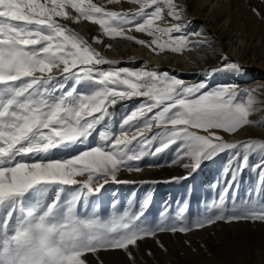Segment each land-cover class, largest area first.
Wrapping results in <instances>:
<instances>
[{
  "label": "snow or ice",
  "instance_id": "1",
  "mask_svg": "<svg viewBox=\"0 0 264 264\" xmlns=\"http://www.w3.org/2000/svg\"><path fill=\"white\" fill-rule=\"evenodd\" d=\"M123 2L0 0V264H90V257L104 264L100 254L117 250L136 264L134 252L148 238L167 252L161 233L188 235L218 222L264 223V200L227 199L249 167L258 171L264 192V135L229 139L250 126L264 127L250 118L264 110V86L187 83L148 65L119 66L94 44L121 39L155 55L212 47L207 39H191L204 33L189 31L180 0L109 7ZM84 22L99 27L92 42L73 27ZM220 59L225 63L212 73L241 71L226 53ZM133 99L140 103L117 119L115 106ZM173 146L170 163L186 170L172 177L176 182L229 154L221 193L203 214L187 218L182 209L174 218L161 214L149 222L150 195L136 210L113 202L110 212L101 211L97 201L106 185L135 183L119 179L121 171L163 167L141 162Z\"/></svg>",
  "mask_w": 264,
  "mask_h": 264
},
{
  "label": "rangeland",
  "instance_id": "2",
  "mask_svg": "<svg viewBox=\"0 0 264 264\" xmlns=\"http://www.w3.org/2000/svg\"><path fill=\"white\" fill-rule=\"evenodd\" d=\"M240 1L246 2V5L248 4L251 15L259 19V22L262 23L261 25L264 26V0ZM193 19V17L185 15V21L187 22L189 31L198 32L199 28L195 26L197 22H194ZM91 25L92 24L89 22H84L80 25H73V27L81 32L89 42H92L88 30V26ZM201 32L204 33L203 36H193L191 39H207L214 44V48L217 51H222L220 44L214 40L208 28H203ZM133 34L142 39H147L143 34ZM105 40L112 45L111 49L106 48L104 45L94 44V47H97L108 59L116 61L119 66L143 67L144 65H148L162 71H169L171 74H176L179 78L185 77L188 80H193L194 83L203 79L210 80L209 70L203 74L202 69V66L208 61L205 47L186 50L183 54L167 52L155 55L147 48L134 44L132 41H128L129 44L125 46L119 42V39L115 41L106 38ZM257 42L258 45L255 46L253 53L263 57L264 30L257 35ZM133 45L140 50V52H137L138 54L136 56L134 55V51L130 50ZM118 53L119 55H117ZM151 55H153V58ZM209 57L214 58L215 55L210 52ZM235 57L236 60H231L241 65V71L235 72L233 77L229 76L232 75L233 72L225 71L223 74L224 80L226 79L225 83H235L241 88H251L254 84H258L261 75L253 74V76H248V67L246 64L237 53ZM223 62H221V65H217L216 68L222 67ZM172 71H174V73ZM221 72L222 71L215 73L217 74L216 77L219 78ZM128 103L129 102H127V104ZM130 110L132 109L129 107L127 111L129 112ZM254 114L259 116L258 112ZM229 139H237V137H230ZM71 154V152L64 151H58L56 153L57 156ZM171 156H175L174 150L171 152ZM222 156H225V160L220 162L225 163L229 158V154L227 153L217 157L214 162L203 165L192 177L179 182L173 181L172 177L184 176L186 170L182 167L177 171L171 172L169 175L158 174L154 175L151 179L139 180V182L148 180L149 183H141L136 187L137 189L133 188L131 183H110L106 185V191L102 194V198L97 201V203L100 205L101 211L105 214L110 212L113 202L117 203L118 208L131 207L133 210H136L143 203L145 198L150 195L152 199L145 210V216L149 222L159 221L161 219V214H166L167 217L174 218L182 209L187 218L201 215L205 212L206 205L210 204L213 199H217L221 193L222 189L218 184L222 183V178L216 175L218 171L215 173V169H213L214 173L210 171L212 170L211 168H213L212 166L216 165V162H219L217 160ZM147 159L149 158L145 160ZM250 163H254V161H250ZM225 167L226 166L221 167L222 172ZM124 174L125 172H121L119 174V179L124 180L122 176H120ZM247 180L251 184L249 194L256 188L258 192L261 193L260 195H262V198L260 199V196L255 198L264 200V192L260 191L258 173L252 174V169L249 167L244 170L238 183L234 184L232 189L227 193L229 202H231L230 195L233 191L236 189L242 190ZM151 181H157V183H151ZM145 188H147V190L144 191L143 189ZM158 239L159 242H162L165 248H167V252L159 247L156 239L148 238L141 242L139 248L134 252L136 264H258L259 260H264V223L262 222H218L217 224L202 230L194 231L188 235L161 233ZM188 242H190V244ZM149 251L152 253L151 256L148 255ZM100 258L103 260L104 264H130L125 253L119 250L102 252ZM90 264H96L95 258L90 257Z\"/></svg>",
  "mask_w": 264,
  "mask_h": 264
},
{
  "label": "bare ground",
  "instance_id": "3",
  "mask_svg": "<svg viewBox=\"0 0 264 264\" xmlns=\"http://www.w3.org/2000/svg\"><path fill=\"white\" fill-rule=\"evenodd\" d=\"M180 2L186 8L185 15L193 17L194 18L193 21L197 22L195 26L199 28L198 32H201L202 29L205 27L208 28V31L213 36L214 40L217 41L220 44V47L222 48L221 52L217 51L214 48L213 43H212L211 48L205 47V53L208 55L207 56L208 61L205 62V64L202 66V69H203V74L204 72L206 71L208 72L209 70L211 83L213 84L225 83V80H226V79L224 80V76H223L225 71L221 72L219 78L216 77L217 74L215 73L212 74L211 72V70L214 67L216 68L217 65H221V62H223L220 59V54L226 53L230 59L234 60L236 58L235 55L237 53L239 57L243 60V62L246 64V66L248 67V73H247L248 76L250 75L253 76V74L261 75V77L259 76L260 77L259 83L254 84L251 88H259L261 86H264V81H263L264 79V56L263 57L257 56L256 53H253L255 50V46L258 45L257 35L263 32L264 26L261 25L262 23L259 22V19L251 15L250 10H249L250 7L248 6V4L246 5V2H242L240 0H180ZM121 6L123 8H130V7L135 8L136 7L135 5H131L127 3L126 0H124L122 5H109V7H115V8H120ZM88 30H89V36L91 39L100 34L99 27L97 25L92 24L91 26H88ZM105 39H104V46L107 44H110ZM119 42L125 46L129 44V42L126 40L119 39ZM130 50L134 51L135 56L138 54L137 52H140V50H138L136 46L134 45L130 48ZM210 52L215 55L214 58L209 57ZM117 55H119V53ZM152 56L153 55H151V57ZM172 72L174 73V71ZM234 74L235 73H232V75H229V76L233 77ZM181 78L184 79L186 82L194 83L193 80H188L185 77L184 78L181 77ZM127 102L129 103L127 104ZM139 103H140L139 99H133L132 101H126V102H121L117 104L114 109L117 119L127 114L128 112L127 110L129 109V107L131 109H134ZM258 113H259V116H257L256 114H253L250 118L256 121H264V110L258 111ZM261 135H264V127L250 126L247 128L246 131H243L239 135L232 136V137H237V139H243L245 137H260ZM173 150H174V147L172 149L167 150L165 153H162L157 158H154V159L149 158L141 162L143 165L162 164L164 165L163 167L144 166L143 170L140 172L129 173L127 171H121V172H125V174L120 175V176H122V179L124 180L134 181L135 183H131V185L133 186V188H136L138 185L141 184L139 180L151 179L152 177H154V175H158V174L169 175L171 174V172L177 171L181 167L179 164L170 163V161L175 158V156L174 157L171 156V152ZM222 160H225V156L220 157L219 160H217L219 162H216V165H213V166L211 165L213 168H211L212 170L210 171L214 173L213 169H215V173L218 171L216 175H219V177L221 178L224 172V171L223 172L221 171V167L227 165L228 159L226 160L225 163H221L220 161ZM252 161L255 162V158ZM253 173L257 174L258 171L252 170V174ZM250 188H251V184L247 180V183L244 185V188L242 190L236 189L233 191V193L230 195L231 200L232 198H235V200L239 202L241 200L247 199L252 196L254 197L260 196V199L262 198V195H260L261 193H259L256 188L254 191H252L251 194H249ZM143 190L145 191L147 190V188ZM258 264H264V260H259Z\"/></svg>",
  "mask_w": 264,
  "mask_h": 264
}]
</instances>
